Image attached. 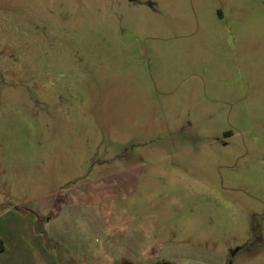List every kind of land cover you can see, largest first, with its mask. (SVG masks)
Masks as SVG:
<instances>
[{
    "label": "rangeland",
    "instance_id": "obj_1",
    "mask_svg": "<svg viewBox=\"0 0 264 264\" xmlns=\"http://www.w3.org/2000/svg\"><path fill=\"white\" fill-rule=\"evenodd\" d=\"M73 200L152 258L264 264V0H0V225Z\"/></svg>",
    "mask_w": 264,
    "mask_h": 264
},
{
    "label": "crops",
    "instance_id": "obj_2",
    "mask_svg": "<svg viewBox=\"0 0 264 264\" xmlns=\"http://www.w3.org/2000/svg\"><path fill=\"white\" fill-rule=\"evenodd\" d=\"M79 203H63V215L47 217L42 231L18 225L8 233L7 223L0 225V264H179L164 257L152 258L160 254L151 252L152 248L162 241L150 234L145 218L131 220L130 231L110 233L104 232L103 216L96 212L94 231L87 233L81 212L71 210Z\"/></svg>",
    "mask_w": 264,
    "mask_h": 264
}]
</instances>
